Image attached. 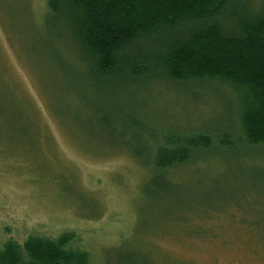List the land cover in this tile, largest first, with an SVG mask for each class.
Segmentation results:
<instances>
[{"label":"rangeland","instance_id":"obj_1","mask_svg":"<svg viewBox=\"0 0 264 264\" xmlns=\"http://www.w3.org/2000/svg\"><path fill=\"white\" fill-rule=\"evenodd\" d=\"M55 18L0 0V247L69 232L89 264H264V146L153 165L155 131L241 137L237 90L95 81Z\"/></svg>","mask_w":264,"mask_h":264},{"label":"trees","instance_id":"obj_2","mask_svg":"<svg viewBox=\"0 0 264 264\" xmlns=\"http://www.w3.org/2000/svg\"><path fill=\"white\" fill-rule=\"evenodd\" d=\"M248 4L249 0H47L48 11L62 22L73 51L95 81H219L237 90L241 137L228 131L216 136L155 131L153 165L158 170L186 163L213 146H264V1L258 10L245 9ZM255 223L264 238V224ZM75 239L67 232L56 240L30 237L22 245L9 242L0 247V264H89L87 252L68 248Z\"/></svg>","mask_w":264,"mask_h":264}]
</instances>
